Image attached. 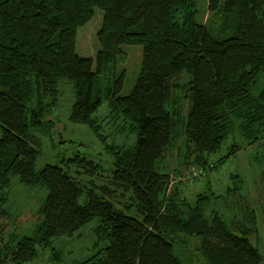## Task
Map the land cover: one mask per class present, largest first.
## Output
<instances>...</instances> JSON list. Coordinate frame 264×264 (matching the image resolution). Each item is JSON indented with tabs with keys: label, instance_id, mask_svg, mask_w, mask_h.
I'll use <instances>...</instances> for the list:
<instances>
[{
	"label": "trees",
	"instance_id": "trees-1",
	"mask_svg": "<svg viewBox=\"0 0 264 264\" xmlns=\"http://www.w3.org/2000/svg\"><path fill=\"white\" fill-rule=\"evenodd\" d=\"M195 4L196 0H0V264H30L39 247L74 236L96 217L98 237L108 239L109 245L76 264H182L175 245L199 251L207 264L264 263L250 240L259 233V225L248 201L238 198L242 213L228 222L217 210L208 214L207 195L198 196L194 205L181 199L171 174L156 168L183 132L186 163L204 168L212 166L209 156L237 130L248 144L264 140V88L253 93L264 71V0H208L209 13L216 19L205 23L196 20ZM97 8L104 18L95 60L77 53V36ZM138 44L144 48L143 65L134 90L119 95L121 78L107 93L112 115H123L138 129L134 147L113 150L112 176L84 188L63 166L47 164L37 170L39 140L30 128L43 130L51 123L46 119L51 105L47 99H57L58 83L74 80L71 118L93 124L92 116L102 103L103 71L117 59L125 60L123 45ZM184 71L191 75L186 121L176 92ZM69 163L84 175L102 171L99 163L80 154L63 160V165ZM14 176L23 184L49 190L36 212L38 227L32 236L7 233V189ZM82 193L84 205L79 203ZM52 250L59 259V252Z\"/></svg>",
	"mask_w": 264,
	"mask_h": 264
},
{
	"label": "rangeland",
	"instance_id": "rangeland-1",
	"mask_svg": "<svg viewBox=\"0 0 264 264\" xmlns=\"http://www.w3.org/2000/svg\"><path fill=\"white\" fill-rule=\"evenodd\" d=\"M195 9V17L199 23H205L208 19L210 22L215 17L209 13L208 0H196ZM103 18V10L97 8L93 19L78 30L79 55L96 60L101 49L98 33L103 26ZM218 24L211 25L216 27ZM122 49L126 53L125 60L119 58L111 63L100 77L99 96L102 103L92 116L93 124L76 122L71 118L76 102L74 80L64 79L58 83L57 99H47V103L51 105L48 107L46 119L51 123L43 130L30 128L31 135L39 140L37 170L47 164L60 165L71 175L77 176L84 188L93 187L94 184H102L107 181V177L112 176L116 156L114 149L120 151L137 144V126H132L123 115L113 116L107 99L109 88L114 89V81L121 78L123 83L118 94L129 95L142 71L143 46L123 45ZM190 79L191 75L184 71L181 79L177 80L179 87H176V92H179L181 97L184 121L188 119L191 106V100L187 96ZM263 88L264 71L254 86L253 93L259 94ZM27 119L30 125V112L27 113ZM2 133L3 129L0 127V138ZM186 140L184 132L173 139L169 150L156 163L157 170L171 174L173 186H178V196L188 203L194 205L198 196H209L211 201L207 207L208 214L217 210L228 222L241 215V202L238 203V198L242 196L256 210L259 233L250 240L264 257V140L253 145L248 144L237 130L223 141L219 151L209 156L212 166L206 168L186 163L189 161ZM235 147L240 149L230 156ZM76 154L99 163L102 167L101 173L94 176L84 175L78 173L79 168L73 164L63 165V160ZM7 191L6 208L11 217L7 220L10 223L7 233H16L20 237L34 235L38 227L36 212L44 204L49 190L42 186L23 184L14 176ZM79 203H86L85 193L80 194ZM99 220V217L94 218L72 237L55 238L51 247H39L37 258L30 264H76L93 256L98 250L109 245L108 239L98 237L96 228ZM53 248L59 252V259H56ZM174 253L181 259L182 264H207L199 251H193L186 245H175Z\"/></svg>",
	"mask_w": 264,
	"mask_h": 264
}]
</instances>
